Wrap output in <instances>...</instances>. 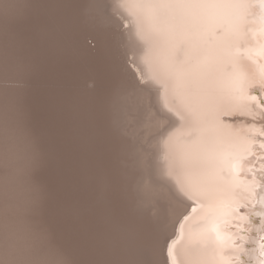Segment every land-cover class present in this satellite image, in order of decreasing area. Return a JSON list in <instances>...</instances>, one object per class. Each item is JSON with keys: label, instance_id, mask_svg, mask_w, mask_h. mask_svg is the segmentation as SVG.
Here are the masks:
<instances>
[{"label": "bare ground", "instance_id": "1", "mask_svg": "<svg viewBox=\"0 0 264 264\" xmlns=\"http://www.w3.org/2000/svg\"><path fill=\"white\" fill-rule=\"evenodd\" d=\"M70 1L0 0V264L264 259V60L238 0ZM25 90L42 113L15 124Z\"/></svg>", "mask_w": 264, "mask_h": 264}, {"label": "snow or ice", "instance_id": "2", "mask_svg": "<svg viewBox=\"0 0 264 264\" xmlns=\"http://www.w3.org/2000/svg\"><path fill=\"white\" fill-rule=\"evenodd\" d=\"M239 9L236 13L239 21L242 24H253L254 27L248 28L247 31L252 34L253 44H250L246 49L241 51H246L250 57L259 58L264 60V0H238ZM240 181L239 183H241ZM246 184V182H243ZM261 188H264V177L261 178V183L259 185ZM256 185L253 184V188ZM261 205L264 206V195L261 196ZM191 211L195 212L196 207L193 204ZM261 217V224L264 225V212L259 214ZM188 219V216L185 217V220ZM206 231L214 232L216 240L224 247H236L238 243H246L243 240L239 242L233 238L231 234H224L219 230V226L216 224H211ZM259 246V255L264 257V238L258 241ZM176 255V253H174ZM247 252H245V255ZM220 259H225V254L220 252ZM177 264H194V262L187 256L183 251V258L177 261ZM227 264H235L232 257H227ZM242 264V262H241ZM257 264H264V259L257 261Z\"/></svg>", "mask_w": 264, "mask_h": 264}, {"label": "rangeland", "instance_id": "3", "mask_svg": "<svg viewBox=\"0 0 264 264\" xmlns=\"http://www.w3.org/2000/svg\"><path fill=\"white\" fill-rule=\"evenodd\" d=\"M32 0H30V2H31ZM74 1H76V0H74ZM74 1H70L69 2V4H68V8L70 9L71 7H73V5H74V7L73 8H71L70 10H72V12H74L75 11V9L74 8H76L78 5H79V3H81L82 1H77V4H73L74 3ZM25 3H29V0H25ZM71 3V4H70ZM73 4V5H72ZM75 5H77V6H75ZM70 6V7H69ZM77 15H78V13H77ZM73 17V16H72ZM71 16H70V18H72ZM78 17H79V15H78ZM73 18H75V17H73ZM73 18H72V20H73ZM10 20H13L12 18H10ZM75 20V19H74ZM73 20V21H74ZM77 26H73V29H72V31L74 32V33H76L77 31V33L79 34V33H81L82 32V30L84 31L85 29L84 28H82V27H80V28H82V29H78V27L76 28ZM81 31V32H80ZM91 39H89L88 40V43L90 44V45H92L91 47H87V49H89L92 53H93V55H95V53L93 52V50L94 51H97V53H96V57L98 58V51H100V50H95V49H93V46L95 47V45H94V43H96L95 41L91 44V41H90ZM96 47H97V45H96ZM94 57V56H93ZM101 63H104V62H102L101 61ZM25 73H26V70H25ZM89 84H91V86H89ZM89 88H92L93 87V84L92 83H88V85H87ZM8 88H10L11 86H7ZM15 88V87H14ZM11 89L14 93H17L19 90L18 89ZM17 91V92H16ZM30 90H25V91H23L24 93H25V95H24V97L23 98H18V96H15L13 99L14 100H12V103H14L15 104V110L13 111V112H11V114H10V118H9V121H12V122H14L15 124L16 123H18L19 122V120L16 118V117H18V112H19V110L21 109V110H24V112L25 113H30V112H40V113H42V111H41V109L38 107V105L37 104H35V103H33V102H30V98H28L29 97V95H30V93H33V92H29ZM27 92V93H26ZM21 100V101H20ZM23 100V101H22ZM18 101V102H17ZM25 101V102H24ZM17 103V104H16ZM152 104H153V102L151 101V98H149V100H147V106H148V110H150L151 112H152V115H153V117H155V114H157L156 113V111L154 110V107L152 106ZM33 107V108H32ZM151 107V108H150ZM19 108V109H18ZM29 108H32V109H29ZM27 109V110H26ZM147 109V108H146ZM15 111H16V113H15ZM45 112V110H43V113ZM12 118V119H11ZM17 120V121H16ZM21 123H24V122H22L21 121ZM161 127H163V126H161ZM151 130H153V128H148V131L150 132V134H148V135H146V136H143L142 137V139H141V141H143L142 143L144 144V146H146V145H150L152 142H153V139H154V137H155V131H153V132H151ZM1 134H2V136H7V133L5 132V128H2L1 129ZM148 136V137H147ZM12 137H14V136H12ZM151 146V145H150ZM148 147L147 148V150H148V152L150 153V151H155V148H151V147ZM152 149V150H151ZM35 151H38V150H35ZM153 153V152H152ZM148 162H149V164H150V162H151V158H149L148 159ZM64 164V163H63ZM57 166H59V165H57ZM70 168H71V166L68 164L67 165V171H66V174H67V176H70V174H71V172H70ZM68 170H69V172H68ZM24 176H23V178L24 179H26V183H28L29 185H32V184H34L35 182H36V180H37V177L33 174V172H31V171H26L24 174H23ZM59 175H60V173H59ZM40 178V177H39ZM67 178H69V177H67ZM41 180V179H40ZM68 180V179H67ZM41 183L43 184V181H41ZM159 189H161V188H159ZM166 192L169 194V191L168 190H166ZM161 194H163L164 196H165V194L164 193H161ZM166 197V196H165ZM171 199V198H170ZM170 199H168L169 200V203H170V206H171V200ZM175 206V205H174Z\"/></svg>", "mask_w": 264, "mask_h": 264}]
</instances>
